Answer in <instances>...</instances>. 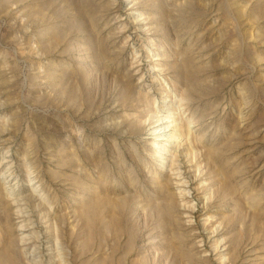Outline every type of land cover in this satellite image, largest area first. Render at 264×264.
I'll list each match as a JSON object with an SVG mask.
<instances>
[{
	"label": "rangeland",
	"instance_id": "obj_1",
	"mask_svg": "<svg viewBox=\"0 0 264 264\" xmlns=\"http://www.w3.org/2000/svg\"><path fill=\"white\" fill-rule=\"evenodd\" d=\"M0 264H264V0H0Z\"/></svg>",
	"mask_w": 264,
	"mask_h": 264
},
{
	"label": "bare ground",
	"instance_id": "obj_2",
	"mask_svg": "<svg viewBox=\"0 0 264 264\" xmlns=\"http://www.w3.org/2000/svg\"><path fill=\"white\" fill-rule=\"evenodd\" d=\"M157 130H158V128L154 129V130H153V131H154L153 133H154V134H157V133H158ZM162 133H164V132H162ZM162 133H161L159 136L164 135V134H162ZM172 137H173V136L171 135V138H172ZM162 140H164V138H162V137H158L157 140H155V141H162ZM154 145H155V147L158 148V145H156V143H154Z\"/></svg>",
	"mask_w": 264,
	"mask_h": 264
}]
</instances>
